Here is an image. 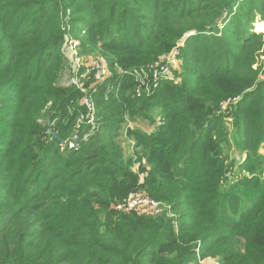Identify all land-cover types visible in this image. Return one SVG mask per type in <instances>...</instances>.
<instances>
[{"label": "trees", "instance_id": "obj_1", "mask_svg": "<svg viewBox=\"0 0 264 264\" xmlns=\"http://www.w3.org/2000/svg\"><path fill=\"white\" fill-rule=\"evenodd\" d=\"M258 15L264 0H0V264H264V71L253 67L263 43L249 27ZM80 32L112 75L90 91L99 129L68 149L84 108L69 113L81 93L59 84L62 45ZM174 49L173 78L136 79ZM144 80L150 91L137 98ZM48 103L60 128L51 138ZM157 117L151 131L128 127ZM139 189L164 213L117 209Z\"/></svg>", "mask_w": 264, "mask_h": 264}, {"label": "built area", "instance_id": "obj_2", "mask_svg": "<svg viewBox=\"0 0 264 264\" xmlns=\"http://www.w3.org/2000/svg\"><path fill=\"white\" fill-rule=\"evenodd\" d=\"M192 34H195V32ZM70 35L71 34H67L65 36L62 50L65 53L66 58L70 60L69 66H71L73 72L72 74H66L64 76L62 75V81L66 84L68 83L73 87H76V89L82 94L80 105L85 108V113H83L78 120L80 121V124H86L91 129V132L87 134H85V132H75L72 136V139L66 141V144L70 149H78L80 148V145L83 141L88 140L89 136L94 134L99 129L100 125L97 119L96 101L94 95L91 94L90 91H97V85L107 80L112 75V70L108 60L104 57H82L80 52V47L82 45L80 41L74 39ZM184 38L186 39V36L181 39L179 43L180 46L184 44ZM166 55L167 57L165 60H163L161 66L155 67L156 65H144L140 68V71L145 74L146 79L149 77V75H153L155 78V83H159V81L163 78H173L172 68L174 66H179V52L174 49L173 51L166 53L165 56ZM90 81H93V84L91 86H87L86 83H90ZM143 84L145 91H150L149 81L144 80ZM142 92L143 90L138 88L136 90V95L140 97ZM225 108L226 105H224V109ZM148 171L149 168L147 167V171H142L140 173L139 177L141 182L144 181ZM116 207L117 209L124 212H137L146 215H161L166 210V207L163 205V203L151 198L142 190L131 192L125 198V200L119 203ZM209 262H212V264H220L217 259L212 257H207L200 260V264H209Z\"/></svg>", "mask_w": 264, "mask_h": 264}, {"label": "rangeland", "instance_id": "obj_3", "mask_svg": "<svg viewBox=\"0 0 264 264\" xmlns=\"http://www.w3.org/2000/svg\"><path fill=\"white\" fill-rule=\"evenodd\" d=\"M225 18V17H224ZM223 18V19H224ZM222 19V20H223ZM222 20H219L218 22L220 23ZM264 21V20H263ZM262 21H260V16L258 15L257 16V18L255 19V21L249 26V27H252V28H254V31L255 32H257V33H262V35H261V41H262V47H261V49L259 50V52H258V56H257V59H256V62L254 63V65H253V67H254V69H257V70H260L259 72H263L264 71V55H263V53H264V30L263 31H257V27H258V25L261 23ZM218 23V24H219ZM217 24V25H218ZM65 27H69V25H65ZM192 33H194V32H192ZM192 33H190V34H192ZM79 36H75V35H70V36H72L74 39H77V40H79L80 41V43H81V45L83 44V42H82V37H86V35L83 33V32H80V33H77ZM187 37V36H186ZM185 39V38H184ZM88 46H86V47H80V52H81V55H82V57H84V58H88L89 56H96V57H98V58H106L107 60H108V58L106 57L107 56V54H105V53H103V52H99V51H97V50H94V51H92V52H90L91 50L89 49V48H87ZM63 51V50H62ZM64 53V52H63ZM65 54V53H64ZM165 54L166 53H163V54H161L157 59H155L153 62H149V63H147V64H145V65H149V66H151V65H156L155 67H159V66H161L162 64L161 63H163V60H165L166 59V57H167V55L165 56ZM109 61V60H108ZM181 63V60H179V64ZM69 64H70V60L69 59H66V66L63 68V72H62V75L64 76V75H66V74H72V68H71V66H69ZM142 66H144V65H142ZM63 76H61L60 78H59V84L60 85H62V86H72V85H70V84H66V83H64L63 81H62V77ZM173 76H174V74H173ZM145 76H138V77H136V79L137 80H142L143 78H144ZM93 84V81H90V83H86V85L88 86V85H92ZM143 87V92H142V95L141 96H143L144 95V92H145V87L144 86H142ZM75 89H76V87H74ZM134 96H136L137 98H140L139 96H137L136 94L134 95ZM81 98H82V94H81V97L80 98H78L77 100H75L74 101V103L71 105V108L69 109V113H71L73 110H74V108L73 107H75V105H80V100H81ZM227 101V103H228V105H227V107L225 108V109H228L229 108V114L228 115H224V116H226V119H225V123H226V128L229 130V131H232V129H234V118H233V116H230L231 115V112L233 111L232 110V107H230V105L232 104V103H234V102H236V98H227L226 100H224L223 102H226ZM238 101V100H237ZM50 103H48L45 107H44V111H46V113L47 114H45L44 115V118L41 120L44 124H45V126L47 127V128H45V130H44V132H43V134L46 132V130L48 129V128H50V129H48V132H51L50 133V135H46L45 137L47 138V137H49V138H51L52 136H55L56 134H58L59 133V131H60V128H59V126H56V123L59 121L58 119L57 120H53V118H54V116H53V113H54V111H53V109H51L50 108V106L51 105H49ZM83 107V106H82ZM81 107V111H83V108ZM83 113H85V108H84V111L79 115V117H78V119L81 117V115L83 114ZM158 118L159 117H157V119H156V122L154 123V124H152V123H150V120L149 119H136V120H129L128 119V127H131V128H133V127H140V128H142V129H144V130H146V131H151L154 127H156L157 126V120H158ZM78 119H76V129L74 130V132H79V133H84L85 132V134H87V133H90L91 132V129H90V127H88L86 124H80V121L78 120ZM230 133V132H229ZM124 137L123 138H121L120 140H121V143H122V145H123V147H124V149H125V153H126V155H128L129 153H132L133 151H134V144H135V138H131V137H129V138H127L128 137V134H127V129L124 131ZM93 135V134H92ZM92 135H90L89 136V138L92 136ZM72 136L73 135H69L66 139H65V141H69L70 139H72ZM230 136H231V138H232V135L230 134ZM46 138H45V140H46ZM89 138H88V140H89ZM128 139V140H127ZM88 140H86V141H88ZM86 141H83L82 142V144L80 145V147L83 145V143L84 142H86ZM127 141V142H126ZM63 145H66V147L68 148V149H70L69 148V146L66 144V143H63ZM79 149V148H78ZM226 152L231 156V157H236V158H239L240 157V154H239V152L235 149V147L232 145H228V146H226ZM246 158V155L245 154H243L242 155V158H240L239 160H244ZM145 162H146V160H145ZM144 162V160H142V166H141V164H140V162H137V163H135L134 165H133V167H132V169L138 174V177H139V175H140V173L142 172V171H147V166H146V163ZM237 171H235V173H234V176L235 177H237V176H239V171H238V169H236ZM142 183H144V181L143 182H141V179H140V177H139V184H142ZM143 191V192H145L143 189H139V190H137V191ZM199 264H200V262H199ZM209 264H212V262H209Z\"/></svg>", "mask_w": 264, "mask_h": 264}, {"label": "bare ground", "instance_id": "obj_4", "mask_svg": "<svg viewBox=\"0 0 264 264\" xmlns=\"http://www.w3.org/2000/svg\"><path fill=\"white\" fill-rule=\"evenodd\" d=\"M263 26V27H262ZM262 27V28H261ZM264 29V21H262L259 25H258V29Z\"/></svg>", "mask_w": 264, "mask_h": 264}, {"label": "crops", "instance_id": "obj_5", "mask_svg": "<svg viewBox=\"0 0 264 264\" xmlns=\"http://www.w3.org/2000/svg\"><path fill=\"white\" fill-rule=\"evenodd\" d=\"M262 27H263V26H262ZM262 27H261V28H262ZM261 28L258 29V27H257L256 29H257V31H263L264 29H261Z\"/></svg>", "mask_w": 264, "mask_h": 264}]
</instances>
